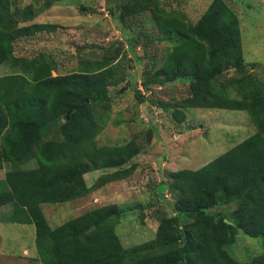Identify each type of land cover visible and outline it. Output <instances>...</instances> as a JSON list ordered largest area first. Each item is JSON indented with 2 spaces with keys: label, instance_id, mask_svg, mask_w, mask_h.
Masks as SVG:
<instances>
[{
  "label": "trees",
  "instance_id": "1",
  "mask_svg": "<svg viewBox=\"0 0 264 264\" xmlns=\"http://www.w3.org/2000/svg\"><path fill=\"white\" fill-rule=\"evenodd\" d=\"M13 1L0 0V65L11 70L0 75V170L6 167L0 208H11L9 222L33 226L37 260L264 264V66L245 62L239 18L231 6L211 0L192 23L179 12L164 10L159 0H114L111 14L127 35L131 52L150 36L167 45L160 60L151 57V69L143 71L137 85L121 74L119 42L100 59H79L76 70L64 75H52L57 63L48 54L15 55L17 42L56 32L57 26L26 24L36 9L31 4L17 7ZM41 1L47 7L62 2ZM145 23L150 33L139 30ZM231 71L233 76L222 81ZM125 81L135 88L138 104L154 87L188 84L185 98L160 102L165 109L175 107L177 123L186 119L184 108H200L245 111L254 127L249 137L199 169L171 174L177 196L173 215L158 214L153 238L129 248L116 233L127 209L121 204L94 208L57 227L49 226L41 210L43 204L68 203L130 175L132 166L126 165L140 154L136 140L116 145L95 140L111 112L109 89ZM94 171L103 173L89 186L85 175ZM238 231L260 239L261 252L238 249Z\"/></svg>",
  "mask_w": 264,
  "mask_h": 264
},
{
  "label": "rangeland",
  "instance_id": "2",
  "mask_svg": "<svg viewBox=\"0 0 264 264\" xmlns=\"http://www.w3.org/2000/svg\"><path fill=\"white\" fill-rule=\"evenodd\" d=\"M210 1L159 0V3L164 10L179 12L188 21L195 23ZM225 1L239 18L245 62L258 63L263 67L264 0ZM13 2L17 7L31 4L36 9L35 17L26 24L57 26L56 32H41L33 40H20L14 47L17 56L32 58L39 53L50 55L57 63V71L52 72L53 76L74 72L81 58H102L114 43L119 42L123 52L120 60L121 74L126 80L130 79L132 83L140 85L143 71L151 69V57L155 55L160 60L167 47L150 36L143 43L141 38L137 48L131 52L126 41L127 35L123 34L117 18L111 14L114 0H62L51 7L43 6L41 0ZM138 27L144 33L152 30L146 23L143 28L140 25ZM137 57L142 58L141 62ZM10 72L9 68L0 65V75ZM233 74L232 71L227 73L222 81ZM138 88L141 90L140 86ZM153 89V92L145 94V102L142 104H138L135 88L129 81L109 89L111 112L95 140L99 145H116L135 139L140 154L126 165L127 168L132 166V169L125 179L107 183L68 203L41 205L50 227H57L100 206L121 204V208L127 209L124 218L116 225V233L121 236L124 248L141 244L153 238L158 214L173 215V204L177 196L171 188V174L199 169L254 132L245 111L184 108L186 119L177 123L172 115L175 107L165 109L160 102L173 104L185 98L188 95V84L180 81ZM228 93L231 98H235L232 92ZM5 171L6 167L0 170V180L4 178ZM102 173L94 171L85 175L87 184L92 185ZM133 204L140 210V214L135 215L137 210H132ZM10 212V207L0 208V264H33L30 259L38 255L34 246V228L29 224L9 222ZM237 237L242 238L238 249H247L257 254L261 252L260 239L248 237L241 231H238ZM231 255L240 261L239 257Z\"/></svg>",
  "mask_w": 264,
  "mask_h": 264
},
{
  "label": "crops",
  "instance_id": "3",
  "mask_svg": "<svg viewBox=\"0 0 264 264\" xmlns=\"http://www.w3.org/2000/svg\"><path fill=\"white\" fill-rule=\"evenodd\" d=\"M24 252H26V250H25ZM36 252H37V250H36ZM25 255H26V254H25ZM30 260H31V262H32L33 264H42L41 261H38V260H37V257H36V256H35V257H32Z\"/></svg>",
  "mask_w": 264,
  "mask_h": 264
}]
</instances>
